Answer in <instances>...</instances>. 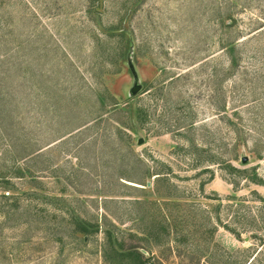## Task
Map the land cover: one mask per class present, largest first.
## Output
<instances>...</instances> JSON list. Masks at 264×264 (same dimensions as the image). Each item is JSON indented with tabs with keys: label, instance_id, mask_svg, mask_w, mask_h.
I'll use <instances>...</instances> for the list:
<instances>
[{
	"label": "rangeland",
	"instance_id": "1",
	"mask_svg": "<svg viewBox=\"0 0 264 264\" xmlns=\"http://www.w3.org/2000/svg\"><path fill=\"white\" fill-rule=\"evenodd\" d=\"M255 7L236 14L241 29ZM122 29L132 41L130 62ZM263 42L245 47L244 67ZM4 52L11 70L0 73L9 109V129L0 125V264H106L105 218L126 234L141 236L150 225L154 210L137 200L183 203L162 208L180 226L148 244L159 264H264L262 225L246 218L262 205L264 186L229 168L264 179V82L219 70L227 60L218 54V0H0ZM136 83L141 90L132 96ZM218 105L244 128L235 132L218 117ZM247 105L256 107L232 116ZM36 148L39 157L23 160ZM14 163L31 167L34 180L27 172L14 178ZM146 171L167 172L168 181ZM36 188L59 197V209L97 221L100 233L86 245L68 238L62 210L28 195ZM8 194L14 198H2ZM231 197L240 203L226 209Z\"/></svg>",
	"mask_w": 264,
	"mask_h": 264
},
{
	"label": "trees",
	"instance_id": "2",
	"mask_svg": "<svg viewBox=\"0 0 264 264\" xmlns=\"http://www.w3.org/2000/svg\"><path fill=\"white\" fill-rule=\"evenodd\" d=\"M94 0H91L93 2ZM241 0H218V54H224V57L226 58L227 62L225 65L218 64L219 70L224 73V77L227 75H234L236 72H240L243 70L242 76H250V83L255 84V82L261 81L264 82V48H259L261 50H256L252 52V54L248 55L246 59H248V67H244V56H243V50L247 45H251L253 42L260 41L262 37H264V0H248L250 3H256V9L257 13L251 12V18L249 19L248 27L241 29L240 28V22L242 20H239L236 16L238 12H244L249 10L247 5L241 4ZM253 1V2H252ZM238 8L241 10L238 11ZM123 34L127 35V32L125 29L121 30V36ZM264 45V42H263ZM132 51V41L130 39V36L127 35V42H126V52L124 56V62H130L131 57H133L134 53ZM11 55L8 52H4L3 54L0 53V73H9L11 70ZM249 69V70H248ZM250 72V73H249ZM131 73L132 70H131ZM241 82L245 81L244 78L240 77ZM5 80L3 78H0V125L3 130L9 129L7 124V118H8V98L7 93H4L2 91V84ZM246 109L240 110L239 108H235L232 111V116L240 115L243 111H253L255 109L254 106H244ZM259 107V106H258ZM226 106L218 105V117H224L227 119V122L230 123L232 127H234V131L239 127H243V122L245 121L243 118H237V121L231 120L227 116ZM133 116L136 121L141 122L143 121V112L140 108L133 109ZM220 118V119H221ZM0 127V129H1ZM2 132V130H1ZM236 132V131H235ZM240 137H236L235 139V145L238 146V143L240 142ZM16 147L14 144H7V148H9L11 153H13L14 148ZM127 147H130V145H127ZM42 150V148H36L35 150L30 149L29 152L25 153L23 156V160H30L39 157V153ZM17 159V157H15ZM137 161L141 162L139 159ZM16 163V162H15ZM14 163V164H15ZM17 164V163H16ZM13 165L12 168V174L14 178H23L25 172L28 173L30 180H34V172L31 170V167L21 168L18 165ZM229 167V166H228ZM230 171L231 172H237L238 174H244L246 178H250V181L254 184L264 186V179L261 177H258L256 174L249 175L248 171L246 170H238L234 169L232 167ZM254 170V169H252ZM149 177L156 176V181H168L167 174L164 172H157L154 174H149L148 171H146ZM7 187H5V190H10V181L5 180ZM145 186V184H141ZM133 187V186H132ZM137 188V187H133ZM41 191V188H36L33 191H30L28 195L30 196H36L41 198H46L47 200L51 201V204H54V207L58 210H60L56 203H58L60 200L59 197H49L46 195H42V193L38 192ZM8 195H2V198L5 199H13L14 197H8ZM168 198V197H167ZM16 201V200H15ZM62 201H64L62 199ZM231 203H229L226 207V209H231L232 206H235L234 204L240 203V200H236L235 197H231L229 199ZM262 205L260 208H257L256 213H248L247 217L248 219H251L255 225L261 224L262 225V237L260 238L262 247H263V254H264V200L260 199ZM136 206L141 205H148L149 208L153 209L154 211H151L150 213V220L148 219V216H143L140 220L143 221V219H148L149 227H147V231L141 233L140 236L138 233L135 232H128L122 233V231L116 230V227L114 223L109 221L105 218L104 221V229L101 231L103 234V240L101 243V255L103 258V261L106 264H159V260L154 255V253L151 251L148 244L151 245V240L154 243L155 246L159 245L155 240L158 239L160 236L167 235L168 237L172 234V232H177V227L180 226L179 222H176V219L166 216L162 212V208H168V206L176 207L177 205H183L180 202L177 201H151V200H143V201H134L133 202ZM238 206V205H236ZM215 208L218 209V214L220 210L222 209V202L220 199H218V204L215 206ZM224 208V207H223ZM260 209V210H258ZM62 210V209H61ZM62 225L69 230L67 237L78 241L80 243H83L84 245L88 244L92 238H94L98 233H100V225L99 223L87 220L79 216L74 210H72L69 206L68 209L62 210ZM53 217L56 218V216L53 215ZM147 221V222H148ZM218 226L224 228L225 230L229 231L231 234L235 235L237 238L239 237L240 233L237 229L231 227L228 225V223H222L219 220L218 217ZM214 226L212 229H207L206 234L211 235L214 231ZM173 229V231L171 230ZM177 234V233H176ZM255 236V235H254ZM261 236V233H260ZM64 238L59 237L58 239H55L54 242H57L60 244L61 248H64L65 242ZM176 241V240H174ZM153 246V245H152ZM229 258V257H227ZM254 260V259H253ZM252 260V261H253Z\"/></svg>",
	"mask_w": 264,
	"mask_h": 264
},
{
	"label": "water",
	"instance_id": "3",
	"mask_svg": "<svg viewBox=\"0 0 264 264\" xmlns=\"http://www.w3.org/2000/svg\"><path fill=\"white\" fill-rule=\"evenodd\" d=\"M131 70H132V69H131ZM132 72H133V70H132ZM133 74H134V72H133ZM135 80H136V78H135ZM140 90H141V86H140L139 84L136 83V84L131 88V90H130V94H131L132 96H134V95H136ZM142 142H143V140H142V139H139L138 144L141 145ZM240 161H241L242 164L245 165V164L247 163V157H242ZM147 185L149 186L150 183H148Z\"/></svg>",
	"mask_w": 264,
	"mask_h": 264
}]
</instances>
